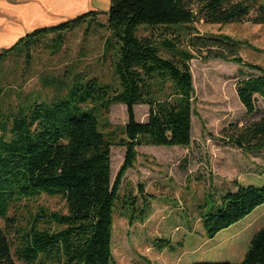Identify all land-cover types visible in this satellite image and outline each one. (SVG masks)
<instances>
[{
  "label": "trees",
  "instance_id": "obj_1",
  "mask_svg": "<svg viewBox=\"0 0 264 264\" xmlns=\"http://www.w3.org/2000/svg\"><path fill=\"white\" fill-rule=\"evenodd\" d=\"M102 14L116 39L115 84L78 72L70 83L61 82L50 100L28 98L8 104L1 100L0 80V218L11 227L12 206L41 193L60 195L67 209L41 210L27 227L17 230V240L0 224V264H122L114 260L112 235L123 177L134 166L140 145H191L195 57L218 58L259 72L243 73L237 83L238 97L249 115L258 109L257 96L264 99V68L243 58L244 43L225 34H201L195 26L201 21L264 24L263 0H110L107 11L90 10L36 28L0 49V66L23 54L30 65L33 47L45 37L63 38L65 31ZM113 103L127 106L129 119L121 128L111 129L108 113ZM140 104L149 106L146 121L136 119L135 106ZM224 135L246 152L264 150V115L245 125L232 124ZM113 145L126 147L114 182ZM236 188L201 212L209 238L264 204V186L238 183ZM125 203L133 217L148 206L146 202L137 211L133 197ZM192 264H264V226L254 234L242 262Z\"/></svg>",
  "mask_w": 264,
  "mask_h": 264
},
{
  "label": "rangeland",
  "instance_id": "obj_2",
  "mask_svg": "<svg viewBox=\"0 0 264 264\" xmlns=\"http://www.w3.org/2000/svg\"><path fill=\"white\" fill-rule=\"evenodd\" d=\"M94 3L101 11L110 7V0ZM14 21L7 14L1 16L0 31L4 30L0 32V49L12 46L34 30L19 38L9 34L6 39L7 30L25 28L12 25ZM107 23V16L102 14L96 21L82 22L65 31L63 38L50 34L33 47L30 65H26L24 54L11 56L0 66L4 89L1 100L8 104L28 98L50 100L61 82L70 83L78 72L115 84L116 39ZM195 26L204 35L225 34L242 41L243 58L264 68V24L201 21ZM191 69L195 88L192 143L189 147H137L136 162L123 177L114 211L112 252L116 262L240 263L254 234L264 226V204L213 238L206 236L201 218V212H207L221 194L236 190L238 183L264 186V150L246 152L230 144L224 135L232 124L245 125L264 115L262 97L257 96L258 109L249 115L236 89L243 73L259 72L222 59L200 57L191 61ZM135 116L138 121H146L149 106L136 105ZM108 119L111 129L125 126L129 119L127 106L111 104ZM117 135L121 136V129H117ZM125 153V146H112L113 182ZM128 197L137 200V211L147 202L146 211L129 216L125 209ZM41 210L65 213L66 202L60 195L46 193L25 197L9 211L14 219L12 226L7 227L2 218L0 224L12 240H17V230L27 227Z\"/></svg>",
  "mask_w": 264,
  "mask_h": 264
},
{
  "label": "crops",
  "instance_id": "obj_3",
  "mask_svg": "<svg viewBox=\"0 0 264 264\" xmlns=\"http://www.w3.org/2000/svg\"><path fill=\"white\" fill-rule=\"evenodd\" d=\"M95 0H0V18L7 14L14 19L13 28L5 32L21 37L24 33L41 26H50L59 20H68L90 10H98ZM103 1V0H99ZM108 2V0H104ZM2 27V25H0ZM4 28V27H3ZM4 29H1L2 32ZM1 35V34H0Z\"/></svg>",
  "mask_w": 264,
  "mask_h": 264
}]
</instances>
